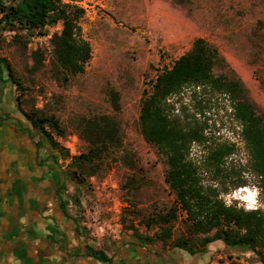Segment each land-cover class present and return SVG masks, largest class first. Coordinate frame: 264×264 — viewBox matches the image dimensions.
Segmentation results:
<instances>
[{"label": "rangeland", "instance_id": "obj_1", "mask_svg": "<svg viewBox=\"0 0 264 264\" xmlns=\"http://www.w3.org/2000/svg\"><path fill=\"white\" fill-rule=\"evenodd\" d=\"M64 1L85 10L80 26L83 36L92 46V58L85 72L64 84L51 76L49 65L34 74L29 71L34 63L32 51L42 47L49 52L50 38L62 29V22L49 26L47 35L32 36L26 54L12 42L14 32L2 30L0 26V39H3L0 41V57L11 64L17 82L29 86V96L36 100L38 108H43L50 101L51 110L56 112L66 128V135L59 138L60 142L67 147L76 138V147L69 148L71 154L86 149V142L79 137L74 126L79 116L106 113L121 122L124 146L129 150L134 166L121 159H110L102 172L90 177L85 186L78 188L75 183H68L67 187L71 192L76 189L79 195L81 234L109 254L115 245L129 241L133 234L132 229L126 228L128 221H122L126 206L132 201L139 207L154 202L170 205L175 198L165 181V157L144 139L139 128V114L144 96L151 91V81L188 51L196 38L203 37L219 49L226 65L215 67V72L240 78L246 86L249 101L259 112H264V0ZM3 77L5 85L18 98L17 83L11 81L6 69ZM111 89L120 93L119 111L112 104ZM191 89L194 88H186L171 100L182 99L192 110ZM180 105L176 103L175 113L181 111ZM18 110L24 122L29 124L23 114L25 106L19 101ZM231 112L229 101L221 96L219 105L207 113L212 121H216L207 129V134L212 143L235 144L234 152L226 161L228 166L240 170L247 163L249 154L241 134L242 128ZM42 151L45 155L52 150L44 146ZM191 158L201 159L199 146H193ZM69 160L61 159L58 164L65 167ZM242 174L248 180L247 185L235 187L231 181L218 183L220 197L225 201V197L236 191L256 188L259 189L257 200L264 205L257 177L247 171ZM130 177L136 178V187H123ZM203 177L205 182L212 181L211 174L204 173ZM226 187L228 191H224ZM242 195L246 193L242 192ZM233 203L244 207L246 202L233 198ZM134 224L139 232L146 231L138 220ZM171 252L172 257L164 258L163 264H231L230 257L247 260L248 264H262L254 255L234 250L222 241L211 243L205 252L196 255L180 249Z\"/></svg>", "mask_w": 264, "mask_h": 264}, {"label": "trees", "instance_id": "obj_2", "mask_svg": "<svg viewBox=\"0 0 264 264\" xmlns=\"http://www.w3.org/2000/svg\"><path fill=\"white\" fill-rule=\"evenodd\" d=\"M84 13L83 7L64 0H0V26L2 30L14 32L12 42L20 46L23 54L27 53L32 36L47 35L49 26L62 22V29L50 38L49 52L42 47L32 51L34 63L29 71L34 74L49 65L51 76L64 84L85 72L92 58V46L80 26ZM225 65L226 59L219 49L198 37L171 67L163 69L151 81V91L142 100L139 128L146 142L165 157V181L175 198L170 205L154 202L145 207L132 201L124 208L122 221H128L126 228L133 230L129 240L133 244L157 247L160 251L180 249L196 255L205 252L211 243L222 241L234 250L254 255L264 264V208L245 210L234 203L226 206L220 197L218 183L231 181L235 187L247 185L243 171L257 177L264 196V112H259L249 101L240 78L215 72V67ZM4 68L11 81L17 83V99L25 106L24 117L39 146H49L57 163L70 159L64 170L68 183H75L78 188L85 186L90 177L102 172L110 159H121L134 166L124 146L121 122L115 116L103 113L76 118L74 126L86 142V149L71 154L59 140L66 135V128L51 110L50 101L38 108L36 100L29 96V86L17 82L11 64L0 57V80L4 78ZM190 87L194 88L190 93L192 110L182 99L171 100ZM109 94L114 109L119 111V91L111 89ZM221 96L226 97L232 107V117L242 128L249 154L240 170L228 166L226 161L234 152L235 144L212 143L207 134L210 125L216 123L207 113L219 105ZM54 98L59 101L57 96ZM177 102L181 103L179 113H175ZM194 145L201 148V159L191 158ZM204 173L211 174V182H205ZM136 185V178L130 177L123 187L135 188ZM136 220L146 231L139 232L134 224ZM86 254L102 262L112 260L104 249L90 248ZM230 258L231 264H248L239 257Z\"/></svg>", "mask_w": 264, "mask_h": 264}, {"label": "flooded vegetation", "instance_id": "obj_3", "mask_svg": "<svg viewBox=\"0 0 264 264\" xmlns=\"http://www.w3.org/2000/svg\"><path fill=\"white\" fill-rule=\"evenodd\" d=\"M5 83L0 80V183L5 190L0 199L9 208H3V216L17 228L22 264L28 259L29 264H54L55 254L60 256L56 264L102 262L86 254L99 249L81 234L82 207L76 189L67 188L65 167L55 162L52 151L44 155Z\"/></svg>", "mask_w": 264, "mask_h": 264}, {"label": "crops", "instance_id": "obj_4", "mask_svg": "<svg viewBox=\"0 0 264 264\" xmlns=\"http://www.w3.org/2000/svg\"><path fill=\"white\" fill-rule=\"evenodd\" d=\"M2 188L0 183V198L5 192V190L2 192ZM3 208L4 210L9 209L0 199V264H22L21 253L16 247L17 228L12 223L10 216H3ZM109 255L112 258L110 261L112 264H163L164 258L167 260L168 256L172 257V252L160 251L157 247L133 244L127 240L115 245L114 250ZM53 260V263L56 264V261H60V256L55 254ZM26 261V264H29L31 259ZM110 262H95L94 264H109ZM79 264H91V261L85 259Z\"/></svg>", "mask_w": 264, "mask_h": 264}, {"label": "clouds", "instance_id": "obj_5", "mask_svg": "<svg viewBox=\"0 0 264 264\" xmlns=\"http://www.w3.org/2000/svg\"><path fill=\"white\" fill-rule=\"evenodd\" d=\"M242 192L246 193V195H242ZM258 195H259V189L244 188V189H241L239 191L232 193L231 196L225 197L224 199H225L226 206L231 205L233 198H238L241 201L246 202L244 204L245 210H254L259 207L264 206L258 202L257 200Z\"/></svg>", "mask_w": 264, "mask_h": 264}, {"label": "built area", "instance_id": "obj_6", "mask_svg": "<svg viewBox=\"0 0 264 264\" xmlns=\"http://www.w3.org/2000/svg\"><path fill=\"white\" fill-rule=\"evenodd\" d=\"M68 148L73 149L76 147V138H74L73 142L67 145Z\"/></svg>", "mask_w": 264, "mask_h": 264}]
</instances>
